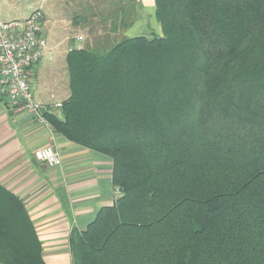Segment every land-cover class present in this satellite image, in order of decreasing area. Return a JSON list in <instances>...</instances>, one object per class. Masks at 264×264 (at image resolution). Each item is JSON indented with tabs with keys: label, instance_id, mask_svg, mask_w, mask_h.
Here are the masks:
<instances>
[{
	"label": "trees",
	"instance_id": "trees-1",
	"mask_svg": "<svg viewBox=\"0 0 264 264\" xmlns=\"http://www.w3.org/2000/svg\"><path fill=\"white\" fill-rule=\"evenodd\" d=\"M161 37L66 55L52 132L112 161L72 264H264V0H154ZM0 187V264H45Z\"/></svg>",
	"mask_w": 264,
	"mask_h": 264
},
{
	"label": "crops",
	"instance_id": "crops-1",
	"mask_svg": "<svg viewBox=\"0 0 264 264\" xmlns=\"http://www.w3.org/2000/svg\"><path fill=\"white\" fill-rule=\"evenodd\" d=\"M134 1L149 21L148 26H152L153 32L160 30L161 35L159 23L152 20L155 18L154 0ZM50 2L49 7H56L60 15L55 24L48 15L42 14L47 43L43 59H47V65L52 64L54 54L58 53L56 35L59 30L65 35L62 41L67 48L65 55L78 37L82 38L83 48L93 50V39L84 31L88 25L84 19L89 15L90 1ZM38 70L39 67L34 75ZM50 145L60 155L59 167H47L34 157L35 151ZM111 177L112 161L107 156L70 143L53 133L49 125L37 123L23 109L11 108L0 101V187L22 202L41 245L45 264H72L71 233L83 232L100 209L112 206L120 196Z\"/></svg>",
	"mask_w": 264,
	"mask_h": 264
},
{
	"label": "rangeland",
	"instance_id": "rangeland-1",
	"mask_svg": "<svg viewBox=\"0 0 264 264\" xmlns=\"http://www.w3.org/2000/svg\"><path fill=\"white\" fill-rule=\"evenodd\" d=\"M48 1L0 0V22L22 20L28 16L31 7L33 9L40 7L41 14L48 15L56 24L60 14L57 13L56 7L54 9L49 7L52 2L48 3ZM89 1V15L84 19L86 23L88 22V25L84 31L93 39V51L97 53L106 51L123 39L134 37L154 39L162 36L160 30H158V33L153 32L152 26H148L149 21L146 16L144 17L140 13L134 0H123V4L121 0ZM80 20H78V23H80ZM152 20L155 23L157 22L155 18ZM64 36L62 30H59L56 35V43L59 44L56 50L58 53L54 54L52 64L47 65V59H42L37 65L39 67L38 73L32 78L34 99L39 103L54 104L57 101H64L69 96V76L65 55L67 48L62 43ZM42 68H44V71H42ZM54 113L59 115V112Z\"/></svg>",
	"mask_w": 264,
	"mask_h": 264
},
{
	"label": "built area",
	"instance_id": "built-area-1",
	"mask_svg": "<svg viewBox=\"0 0 264 264\" xmlns=\"http://www.w3.org/2000/svg\"><path fill=\"white\" fill-rule=\"evenodd\" d=\"M81 41L78 37L68 53L81 50ZM46 53L39 9H31L22 20L0 22V101L11 108L23 109L44 126H48L45 114L61 108V103L44 105L34 99L32 78ZM34 157L47 167L61 166L60 155L51 145L35 151Z\"/></svg>",
	"mask_w": 264,
	"mask_h": 264
}]
</instances>
